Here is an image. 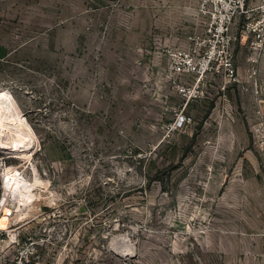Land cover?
Here are the masks:
<instances>
[{
	"label": "rangeland",
	"instance_id": "1",
	"mask_svg": "<svg viewBox=\"0 0 264 264\" xmlns=\"http://www.w3.org/2000/svg\"><path fill=\"white\" fill-rule=\"evenodd\" d=\"M198 2L0 0V94L33 133L20 152L0 135V264H264L260 0L234 20L233 72L179 73Z\"/></svg>",
	"mask_w": 264,
	"mask_h": 264
},
{
	"label": "built area",
	"instance_id": "2",
	"mask_svg": "<svg viewBox=\"0 0 264 264\" xmlns=\"http://www.w3.org/2000/svg\"><path fill=\"white\" fill-rule=\"evenodd\" d=\"M247 0H199L198 10L205 22L202 39H193V49H174L170 52L171 66L176 72L206 71L222 59L226 71H234L231 42L233 23L245 10ZM259 21L264 23V0L258 4ZM196 52V53H195ZM185 91V86H181Z\"/></svg>",
	"mask_w": 264,
	"mask_h": 264
},
{
	"label": "bare ground",
	"instance_id": "3",
	"mask_svg": "<svg viewBox=\"0 0 264 264\" xmlns=\"http://www.w3.org/2000/svg\"><path fill=\"white\" fill-rule=\"evenodd\" d=\"M11 97L12 96L8 92L0 94V135L11 137L15 136L18 141L20 140L24 145L22 147H17L18 144L16 146L8 145L3 147L5 149H16L20 152L21 150L27 149L29 145H31L33 133L31 128L25 122L20 109H18L16 104L13 102V97ZM21 135H23V137H21ZM7 170L10 176L8 177L6 183L9 186L8 188L10 191H14L16 194H19L22 198L21 201L32 199L30 190L33 184L24 179L22 175H20L17 170H13L12 167H8ZM11 212V207H9L6 202H3L2 214L0 215V228H5L9 225L8 222L10 220Z\"/></svg>",
	"mask_w": 264,
	"mask_h": 264
}]
</instances>
